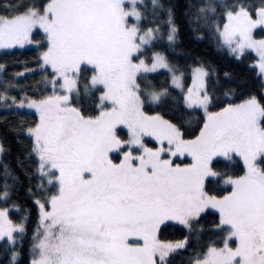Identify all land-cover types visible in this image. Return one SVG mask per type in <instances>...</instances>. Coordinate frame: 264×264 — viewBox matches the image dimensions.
I'll return each mask as SVG.
<instances>
[{
	"label": "snow or ice",
	"instance_id": "1",
	"mask_svg": "<svg viewBox=\"0 0 264 264\" xmlns=\"http://www.w3.org/2000/svg\"><path fill=\"white\" fill-rule=\"evenodd\" d=\"M0 264H264V0H0Z\"/></svg>",
	"mask_w": 264,
	"mask_h": 264
},
{
	"label": "trees",
	"instance_id": "2",
	"mask_svg": "<svg viewBox=\"0 0 264 264\" xmlns=\"http://www.w3.org/2000/svg\"><path fill=\"white\" fill-rule=\"evenodd\" d=\"M207 54H208L210 57L214 55V54L211 52L210 49L207 50Z\"/></svg>",
	"mask_w": 264,
	"mask_h": 264
}]
</instances>
